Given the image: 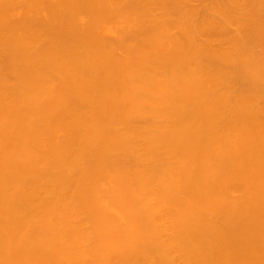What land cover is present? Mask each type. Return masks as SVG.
Returning a JSON list of instances; mask_svg holds the SVG:
<instances>
[{
	"label": "bare ground",
	"instance_id": "bare-ground-1",
	"mask_svg": "<svg viewBox=\"0 0 264 264\" xmlns=\"http://www.w3.org/2000/svg\"><path fill=\"white\" fill-rule=\"evenodd\" d=\"M0 264H264V0H0Z\"/></svg>",
	"mask_w": 264,
	"mask_h": 264
}]
</instances>
